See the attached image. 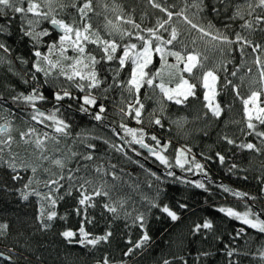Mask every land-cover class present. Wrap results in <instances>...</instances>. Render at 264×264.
Returning <instances> with one entry per match:
<instances>
[{"label": "trees", "instance_id": "trees-1", "mask_svg": "<svg viewBox=\"0 0 264 264\" xmlns=\"http://www.w3.org/2000/svg\"><path fill=\"white\" fill-rule=\"evenodd\" d=\"M62 2L69 6L66 11L59 14L58 18L68 23H72L73 20L79 23L76 9L70 7L72 0H62ZM158 2L164 7L176 5L175 8L170 9L174 12L179 11L184 5V0H158ZM77 3H83V0H77ZM243 3L244 0H228L221 5L219 0H205L204 11L196 18V22L204 25L211 22L222 31L227 26V34L231 38L234 39L235 34L240 32L255 43L264 45V32L256 30L249 33L241 29L242 20L229 19L233 11L232 5ZM23 6L27 7V4ZM54 7L58 8V5ZM93 8L94 11L89 14L93 28L98 29L104 38L116 39L121 44L129 42L139 44L140 42L136 40L135 35L131 38L125 37L122 41L118 35H111L105 28L108 21L135 33L137 29L126 23L128 19H131L140 25L139 31L147 37L148 33L144 30L156 29L158 23L167 20L166 13L153 7L149 0H93ZM213 8H217L219 14L213 11ZM44 10L47 9L44 8ZM191 11L195 9L190 10L189 14ZM257 14H261L260 9H257ZM245 19H252V17H248L245 13ZM0 26L8 29L0 33V41L10 49L9 52L0 49V56H3L5 60L0 63V121L11 122L13 129L11 135L16 141L12 150L26 160H34L39 152L32 145H25L20 140V132L27 131L29 127H35L41 133H51L52 129L32 121L33 110L22 102H14L11 97L21 92L31 91L32 86L43 82L44 76L42 73H37L38 79L31 85L23 82L34 71L31 62L35 57L32 56L31 39L21 32V27L26 25H22L20 14L11 10H7L6 14H0ZM172 26H176L181 32L182 43L175 45V50H182L183 54H186L195 49L207 55L208 60L205 62L204 70L222 65L217 69L220 79L217 83L216 97V102L223 109L221 116L214 117L205 107V89L202 80L199 79L202 77V71H198V78L190 79L191 83L197 85L195 97H189L183 104H176L165 100L158 88H149L144 85L140 92V98L146 108L143 124H137L135 120L122 117L120 109L135 98L130 96L124 88L116 87V81L113 79L117 69H119L117 80L126 82L130 77L131 63H126L123 69L119 66L118 57L122 54V49H118L116 60L111 62L101 60V63L97 65L96 70L103 83L101 87L92 91V94L98 98V105L92 106L87 113L79 110L82 103L79 99L65 98L58 104L52 96L56 87L52 83L45 85L41 91L47 99L38 101L37 106L46 112L59 107L61 118L71 125V136L66 139L61 138L60 151L56 152V145L48 142L45 154L51 158L63 157L68 154L70 147L73 151L85 154L87 150L80 144L81 136L77 135L82 134L87 137L88 142L96 145L95 159L84 161L78 156L67 163L63 173L50 161H44L42 168H49L50 172L45 173L42 168L38 169L36 180L39 183L33 182L28 189H25L24 185L28 183L29 177L33 176L30 169H17L22 179L14 181L11 177L15 173L0 165V224L8 226L0 230V253L3 254L0 256V264H97L98 261L102 264L105 256L109 258L110 264H163L164 260H168L169 264H264V257L260 255V252L264 251V233L219 211L220 208H232L243 213L246 205H250L257 214L260 211L264 219V191H262L264 189V142L256 135L248 134L251 130L247 128L242 102L251 94V91L258 90L260 87L259 69L254 63L256 55L260 53H252L250 47L246 49L243 56L238 50L224 55L219 51H212L205 41L199 39L200 34L196 30L190 31L183 20L177 17H173L170 24L166 25L167 31L159 29L163 37H168ZM43 29L51 31V35L44 37L43 43L39 45L42 52H47L48 43L57 40L59 34L49 27L47 21L42 22L37 31ZM193 40L196 41L195 44L192 43ZM231 47L238 49L236 44ZM86 51L96 56L98 60L103 56V52L95 44H89ZM68 55L76 54L69 49ZM18 57L27 60L28 63H21ZM53 58L55 59V56ZM168 62L176 61L174 57H168ZM160 66L159 56L154 55V62L149 66L150 71L155 72ZM180 67L182 68L183 65L181 64ZM233 71L237 72L236 76L231 75ZM184 76L189 78L187 73ZM170 79L171 83H169ZM164 80L167 86L173 87L179 83V76L172 79L165 75ZM226 80L239 85V95L233 91L231 85L226 84ZM253 81L257 83L253 84ZM159 82V79L155 81V83ZM55 83L67 87L63 77H59ZM110 85L113 87L110 88ZM71 91L76 97L85 94L75 88ZM69 104L72 105L71 108L68 107ZM99 104L105 106V112L102 113L103 121L93 119L95 112L99 111ZM161 105L164 109L162 112ZM156 116L161 118L163 127L149 123ZM175 121H180V124L174 123ZM122 122L129 127L143 126L149 134L145 136L147 143H154L150 140L151 135H156L162 142L171 141L166 155L173 165L175 149L186 145L192 150L189 160L194 155L196 160L204 165L205 171L189 173L175 166L168 169L155 158L149 157L148 153L143 152L140 147L133 145L132 147L140 153L137 155V152L132 151V147L125 143V140L130 138L119 129ZM113 129L117 131L114 132ZM257 130L264 131V126L258 125ZM225 136L234 140L235 143H227L223 139ZM248 142L256 144L261 151L239 147L240 144ZM111 145L122 146L127 155L116 151ZM217 153L225 157L223 163L217 157ZM84 164L90 165L87 173L90 179H97V174L92 171L97 165H103L119 176V179H114L112 175L103 176L109 185L118 186L112 194V199L123 198L127 201L118 218L103 208L107 198H94L96 207L77 212L79 193L73 190L72 195L66 194L69 185L67 179L61 181L63 187L54 194L64 197L58 201L55 208H50L47 202L40 201V198L35 195H29L27 200L22 198V193L31 192L33 188L42 195L47 193L45 181L55 179L61 174L66 177L68 169H76ZM110 165H116V168L110 169ZM233 165L236 167L233 168ZM188 166L190 165H186ZM162 170L167 171L161 173ZM168 171H173L176 176L186 181H201L205 184V188H197L189 182L182 183L180 180L169 177ZM152 172H155L156 176H152ZM74 174L85 175V172L82 169ZM198 174L199 176L195 177ZM157 176L160 177L159 180ZM225 187L230 188L232 192L248 193V196H236L232 192H225ZM144 197L154 198L155 202L161 206L169 205L179 219L173 221L159 208H151L149 211L150 205L143 199ZM249 197H255V199L252 200ZM41 203H44L45 215L49 210L58 213L57 218L48 222L51 225L48 228H44L41 221L37 219ZM180 204H185L187 207L181 208ZM124 212L131 215L126 217ZM141 212L146 217L144 229L140 228L138 222L133 223L135 216ZM88 220L92 222L88 223ZM206 220L211 221V229L201 228L199 231H194L197 224L202 225ZM82 223L85 231L92 236L103 235L108 231L112 232V236L108 241L93 247L76 242L70 243L60 235L61 232L70 229L77 233L73 241L78 240L80 238L78 230ZM240 229L244 231L237 235ZM144 231H147L150 241L140 249H135L129 256H125L124 253L133 247ZM229 251H232L231 256L228 255Z\"/></svg>", "mask_w": 264, "mask_h": 264}, {"label": "snow or ice", "instance_id": "snow-or-ice-1", "mask_svg": "<svg viewBox=\"0 0 264 264\" xmlns=\"http://www.w3.org/2000/svg\"><path fill=\"white\" fill-rule=\"evenodd\" d=\"M220 4L223 5L228 2V0H219ZM149 3L153 7L160 9V11L166 13L167 20L158 23L156 29H146L148 36L142 35L140 30V25L136 24L133 20L128 19L126 23L131 24L134 29H137L135 33L132 31H127L122 29L119 25L113 24L112 21H108L105 28L109 31L111 35H118L120 40H124L125 37L131 38L135 35V38L140 43H126L121 44L117 42L116 39H106L104 38L98 29L93 28L89 14L94 11L93 0H83V3L78 4L77 0H72L70 7L76 9L79 15V23L73 20L72 23L66 22L62 18H58L60 13L66 11L69 5H65L62 0H0V14H6L7 10H11L14 13L20 14L22 25L26 27H21V32L24 36L29 37L33 44L32 56L35 59L31 62V67L34 71L28 79H24L25 84H30L37 81V73H42L44 80L42 83L36 84L31 87V91L24 93L21 92L17 95L12 96L14 102H22L33 109L31 114V120L35 121L37 124H43L45 127L52 129V132H38L35 127H29L27 131L20 132V140L25 145H32L34 149L39 152V155L35 157L34 160H26L21 157V155L12 150L13 144L16 142L15 138L11 135L12 125L10 121H5L0 124V165L11 169L15 175L11 178L12 180H21L22 177L17 169L31 170L33 176L29 177V181L24 185L25 189H28L33 182L39 183L36 180V173L38 169L42 168L44 161H50L53 165L61 170L67 168V163L71 160H75L78 156L84 161H93L95 159L96 145L87 141V137L82 136V134H77L81 136L80 144L87 150L85 154L73 151L72 148H68V154L63 157L51 158L46 155L48 142H53L56 147L55 151L59 152L61 138H68L71 136V125L60 116V108L55 107L50 111H44L41 107L37 106L38 101H45L47 97L41 91V89L52 83L56 87V91L52 93L58 104L62 103L65 98L72 100L79 99L82 101L80 103L79 110L81 112H89L92 106L98 105V98L92 94V91L96 88L101 87L103 81L99 78V74L96 70L97 65L101 63V60L114 61L117 59L118 49H122V54L119 55V66L123 69L126 63H131L132 70L130 77L126 82L119 81L116 77L119 76V69L115 70V75L113 79L116 81L115 86L124 88L130 96H134V100L126 104L125 107L120 109L122 117L130 120H135L137 124H143L144 112L146 111L145 104L140 98V92L144 85L149 88H158L167 101H172L176 104L185 103L189 97L196 96L197 85L190 82V79H196L197 72L202 71V80L204 92V100L206 101L205 107L211 112L214 117L219 118L222 114L221 105L216 102L217 83L220 77L217 75V69L222 67V65H217L215 68H206V61L208 56L204 55L202 52L193 49L183 54L182 50H175V45L181 44L180 41L181 32L176 26L171 27L168 38L165 39L158 34L159 29H164L167 31L166 25H169L173 17L181 18L183 22L189 27V30H196L200 35L199 39L205 41L207 45L210 46L212 51H219L222 55L231 54L233 51L238 50L243 56L247 48H251L252 53H260L256 55L254 63L259 69V80L260 85L258 90L251 91V94L243 99L244 113L247 119V128L251 130L248 134H254L264 142V131H258V125L264 126V106H262L261 97L264 95V45L260 43H255L253 40L249 39L248 36L242 35L240 32L235 34L234 39L227 34V26L225 30H220L215 27L211 22L207 25L196 22V18L204 11L205 0H184L183 7L179 11H172L171 8H175L176 5H169L167 7L162 6L158 0H149ZM27 4V7L23 5ZM54 5H58L54 7ZM44 8L47 10L45 11ZM233 11L232 15L229 17L230 20H236L239 18L243 21L240 25L241 29L247 30L252 33L256 30L264 32V0H244L243 4L232 5ZM195 9V11L190 10ZM257 9L261 10V14H257ZM219 14L217 8H213ZM245 13L248 17L252 19H245ZM120 19V17H118ZM47 21L51 25V29L59 33L58 39L54 40L47 45V52H42L39 45L43 43V38L51 35L49 29H43L37 31V28L42 22ZM8 29L4 26H0V33L6 32ZM193 44L196 43L195 40L192 41ZM89 44H95L102 52L103 56L100 60L96 56L87 52V46ZM238 45V49H234L232 45ZM172 46V47H169ZM187 47V45H184ZM0 49L4 52H9V47L2 41H0ZM71 49L75 56H69L68 50ZM154 55L159 56L161 61L160 68H157L155 72L150 71V65L154 62ZM55 56V59L53 58ZM168 57H174L175 63H169ZM21 63H28L27 60L22 58ZM5 62L4 57L0 56V63ZM67 62V63H66ZM229 63L231 61H228ZM10 63V61H9ZM183 65L181 68L180 65ZM11 70V69H10ZM251 71V69H249ZM187 73L189 78H185L184 74ZM165 75L174 79L177 75L179 76V83L176 84L175 88L168 87L165 83ZM232 76H236L237 72H231ZM59 77H63L67 82V87L62 84L57 85L55 82ZM159 79V83L155 81ZM243 79V78H241ZM171 79L169 83H171ZM257 81H253V84ZM226 84L231 85L234 92L239 95V85L233 84L231 80H226ZM110 88L113 85L109 86ZM72 88L78 89L81 93H85L81 97H76L71 91ZM107 91V89H105ZM123 103V101H122ZM71 104L68 105L71 108ZM87 106V107H86ZM163 105H161L160 111L162 112ZM155 111V109L153 110ZM105 112V106L99 104V111L95 112L93 119L96 121H103L104 117L102 113ZM151 115V114H150ZM255 121V122H254ZM50 122V123H47ZM150 124H155L163 127L161 118L159 116L154 117L149 121ZM174 123L180 124V121H175ZM119 129L124 132L126 137H131V139H126L125 143L132 147L133 145H139L142 149H147L148 156L154 157L160 164L164 165L166 168L171 169L173 166L181 169L182 171H187L189 173L193 172L195 169L198 172H204V165L199 163L195 156L193 155L191 160H189V155L191 154V149L186 145L175 149V164L170 162V159L166 153L170 148L171 141L162 142L156 135H151L150 140L154 143L145 142V136L149 135L143 126L139 128L129 127L126 123H121ZM116 132V129H113ZM118 134V133H117ZM229 144H234L235 141L223 137ZM107 143V141H105ZM116 151L124 153L122 146L111 145ZM240 148H246L249 150H254L260 152L261 149L256 146V144L248 142L239 145ZM132 151L140 153L132 147ZM127 155L126 153H124ZM221 163H223L225 157L220 153L216 154ZM7 157V158H6ZM148 158V157H146ZM129 159H131L129 157ZM79 163V161H77ZM186 165H190L186 167ZM90 165L84 164L76 169H68L67 176L61 174L57 175L55 179H49L45 181V187L48 188V192L41 194L38 190L32 189L31 192L25 191L22 193V198L27 200L29 195H35L40 198V201L47 202L50 208H55L59 200L64 197L54 195L58 189L63 187L61 183L62 180L67 179L69 181L67 195H72L73 190L79 193L77 212L82 209L87 211L88 208L96 207L97 203L94 198H107V202L103 204V208L108 212L112 213L114 217L118 218L121 210L124 208L127 201L123 198L112 199V194L117 190V185H109L106 180L103 179L104 175H112L114 179H119V176L114 172L106 169L103 165H97L92 169L93 172L97 174V179L93 180L88 178V169ZM110 169H115L116 165H110ZM143 167V165H141ZM236 166L233 165V168ZM83 169L85 175H75L74 173L80 172ZM45 173L50 172L49 168H42ZM231 171V169H230ZM55 175V174H53ZM152 176H156L155 172L151 173ZM167 175L173 177L180 182L193 183L197 188H205V184L201 181H186L184 178L176 176L173 171H168ZM158 180L160 177H156ZM225 192H232L230 188L225 187ZM264 191V189H262ZM236 196H248V193L232 192ZM254 200L255 197H249ZM151 208H159V210L165 213L173 221L179 219L177 213L173 211L169 205H159L155 202V199H149L144 197ZM179 207H187L185 204H180ZM220 212L225 213L229 217H234L241 220L243 224L258 230L260 233H264V219H261L259 214L252 210L250 205H246V210L243 213L237 212L232 208H220ZM124 215L130 216L131 213L124 212ZM58 213L54 210L47 211L45 215L44 203H41L40 214L37 217L41 221L44 228L50 227V221L57 218ZM145 214L143 212L138 213L133 223H139L141 229L145 227ZM91 223V220L87 221ZM8 226L6 224H0V230L6 229ZM203 229H211V221H205L202 225L197 224L194 231H199ZM244 230L240 229L237 235H240ZM79 239L73 241V238L77 235L76 232L72 230H65L60 233L66 240L71 242L79 243L80 245H91L95 247L101 242L108 241L109 237L112 236V232L108 231L103 235L92 236L89 232L85 231L83 223L78 230ZM150 241V236L147 231L143 232L140 239L129 248L124 255L129 256L134 252L135 249H140L145 246ZM3 254L0 253V256ZM206 255V254H205ZM229 256L232 255V251H229ZM261 257H264V251L260 252ZM10 259V257H9ZM97 264H101L100 261ZM102 264H110V260L107 256L104 257ZM163 264H169L168 260H164Z\"/></svg>", "mask_w": 264, "mask_h": 264}, {"label": "rangeland", "instance_id": "rangeland-1", "mask_svg": "<svg viewBox=\"0 0 264 264\" xmlns=\"http://www.w3.org/2000/svg\"><path fill=\"white\" fill-rule=\"evenodd\" d=\"M158 34L159 35H161L162 36V34L160 33V30H158ZM163 37V36H162ZM165 38V37H164ZM168 38V37H167ZM167 38H165V39H167ZM132 66V65H131ZM131 70H132V67H131ZM131 74V73H130ZM169 87V86H168ZM217 87V86H216ZM171 88H175V86H173V87H171ZM160 92V91H159ZM160 94H161V92H160ZM162 95V94H161ZM261 101L262 102H264V95H263V97H261ZM129 102H131V101H129ZM128 102V103H129ZM263 104V103H262ZM146 113V112H145ZM0 124H2V121H0ZM140 126H138V125H134V127L133 128H139ZM130 139H131V137H129ZM154 158V157H153ZM193 171L194 172H197V173H199L198 171H196L195 169H193Z\"/></svg>", "mask_w": 264, "mask_h": 264}, {"label": "water", "instance_id": "water-1", "mask_svg": "<svg viewBox=\"0 0 264 264\" xmlns=\"http://www.w3.org/2000/svg\"><path fill=\"white\" fill-rule=\"evenodd\" d=\"M50 27H51V25H50ZM57 33H58V32H57ZM32 110H33V109H32ZM45 111H46V110H45ZM136 146L140 147L139 145H136ZM141 149H142V148H141ZM142 151L148 153V152H147V149H142ZM165 171H167V170H165ZM165 171L162 170V171H160V172H161V173H164ZM197 176H199V174L196 175L195 177H197ZM193 179H195V178H193ZM258 214H259L260 218L263 219V217H262L260 211H258Z\"/></svg>", "mask_w": 264, "mask_h": 264}, {"label": "bare ground", "instance_id": "bare-ground-1", "mask_svg": "<svg viewBox=\"0 0 264 264\" xmlns=\"http://www.w3.org/2000/svg\"><path fill=\"white\" fill-rule=\"evenodd\" d=\"M49 27H50V24H49ZM51 28V27H50ZM55 31V30H54ZM56 32V31H55ZM57 33V32H56ZM57 34H59V33H57Z\"/></svg>", "mask_w": 264, "mask_h": 264}]
</instances>
